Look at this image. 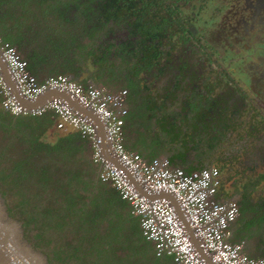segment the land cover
I'll list each match as a JSON object with an SVG mask.
<instances>
[{"label": "trees", "instance_id": "16d2710c", "mask_svg": "<svg viewBox=\"0 0 264 264\" xmlns=\"http://www.w3.org/2000/svg\"><path fill=\"white\" fill-rule=\"evenodd\" d=\"M78 1L0 0V37L25 51L32 73L43 67L48 75L73 73L80 75L81 81L89 78H82L86 67L95 65L90 78L97 81L105 71L117 82L123 78L112 67L110 53L99 48L103 41L97 43L113 30L112 24L107 27L112 19L114 26L129 29L130 45L119 43L115 53L122 52L125 63L133 62L128 67L132 76L127 74L120 86L132 92L140 82V72L158 60L164 40H172L173 32L178 39L200 33L197 26L204 21L200 8L179 4V0H86L82 8L87 15H96V23L87 30L83 27V34L65 18L69 4ZM95 2L96 6L92 4ZM210 2H204L203 11ZM36 20L44 27L34 29ZM85 35L89 41L83 43ZM126 104L130 130L126 135L124 131L125 146L133 150L137 143L131 138L132 132L143 144L150 130L146 129V112L136 96L126 99ZM54 120L49 112L28 119L16 117L3 110L0 96V154L8 155L7 164L0 167V189L22 209L27 232L30 224L35 227V240L31 239L34 244L46 249L59 264H68L71 259L75 264H174L169 256L155 255L153 246L141 234L138 218L130 213L118 192L95 180L97 167L88 158L91 149L87 142L76 131L56 129ZM255 212L247 228L242 225V217L235 220L231 227L236 225L237 229L231 241L250 239L248 233L253 234L255 229L248 227L264 221V211ZM69 233L77 238L70 239Z\"/></svg>", "mask_w": 264, "mask_h": 264}, {"label": "flooded vegetation", "instance_id": "af4514ba", "mask_svg": "<svg viewBox=\"0 0 264 264\" xmlns=\"http://www.w3.org/2000/svg\"><path fill=\"white\" fill-rule=\"evenodd\" d=\"M207 1L178 2L204 12L209 7L203 11L201 6ZM84 2L70 3V9L65 12V18L83 34V27L87 30L96 23V15H87L82 8ZM92 4L96 6V2ZM75 11L82 16L81 21ZM212 13L221 16L217 30L208 37L200 38L194 33L180 39L173 32L174 38L164 40L160 47L158 60L140 72V82L133 93L127 89L126 99L136 96L146 112L144 122L150 131L143 139L147 141L145 149L149 150L142 155L145 159L155 157L156 151L151 149H156L160 157L186 169L214 164L225 166L230 180L228 187L234 189L239 184L234 190L240 196L241 208L246 200H253L260 207L253 206L252 202V208L264 211V0H217ZM110 24L114 31L108 37L103 34L97 43L103 41L99 48L110 53L112 67L123 78L117 82L124 85L126 75L132 76L128 67L133 62L125 63L122 52H115L121 42L127 47L130 45L129 29L114 26L112 19L107 27ZM87 41L86 35L83 36L82 42ZM220 61L233 67V73L226 72ZM235 71L240 79L233 76ZM44 74L48 72L44 70ZM69 75L74 80L80 77ZM152 95L155 98L148 103ZM129 112L130 109L125 135L130 130ZM18 116L28 119L32 115ZM254 227L248 237H260L256 245L250 244L247 249L264 256V237L259 234L261 225Z\"/></svg>", "mask_w": 264, "mask_h": 264}, {"label": "built area", "instance_id": "2783aa9c", "mask_svg": "<svg viewBox=\"0 0 264 264\" xmlns=\"http://www.w3.org/2000/svg\"><path fill=\"white\" fill-rule=\"evenodd\" d=\"M0 54L19 94L32 100L49 88L67 91L101 121L111 156L103 154L96 122L61 99L27 110L10 92L0 74L1 107L12 115L51 113L54 127L72 128L91 149L99 169L98 180L109 184L138 218L141 234L157 257L169 256L174 264H264V256L245 251L244 241H231V225L240 212L239 202L220 192L222 169L217 165L186 169L168 158L145 159L125 146L128 113L126 89L110 90L91 78L74 80L65 74L37 78L16 46L0 39ZM224 177V176H223ZM162 194V195H159Z\"/></svg>", "mask_w": 264, "mask_h": 264}, {"label": "water", "instance_id": "95a60500", "mask_svg": "<svg viewBox=\"0 0 264 264\" xmlns=\"http://www.w3.org/2000/svg\"><path fill=\"white\" fill-rule=\"evenodd\" d=\"M7 67L0 54V74L10 89V92L19 103L27 110L43 106L52 99H61L67 102L74 110L93 119L97 124V132L102 137L103 154L106 159L117 163L108 150V143L104 137L103 126L99 118L79 101L73 98L67 91L57 88H49L39 94L35 99L29 100L19 94L12 78L3 73L2 68ZM5 76V77H4ZM70 78L71 76L68 75ZM78 80V78H76ZM96 170V181L98 172ZM162 195V194H159ZM0 264H59L53 261L47 250L34 244L28 235L23 219L12 213L6 196L0 189Z\"/></svg>", "mask_w": 264, "mask_h": 264}, {"label": "rangeland", "instance_id": "374dc122", "mask_svg": "<svg viewBox=\"0 0 264 264\" xmlns=\"http://www.w3.org/2000/svg\"><path fill=\"white\" fill-rule=\"evenodd\" d=\"M61 1H65V2H69V0H61ZM168 1V0H167ZM216 2H217V0H211V2H210V4H211V6L208 8V10L207 11H204V12H202V18H204V21H200V23H199V26H197L198 27V29H200V31H201V33H202V35H201V33H197V36H199L200 38L203 36H206V37H208V36H211L213 33H214V31L215 30H217L216 28H217V26L219 25V23H220V19H221V16H220V14H215V16H214V13H212V11L214 10V8H215V6H216ZM159 3V2H158ZM75 15L79 18V20L81 21V19H82V16L81 15H79L78 14V12L77 11H75ZM52 18V17H51ZM53 20V19H52ZM23 21V20H22ZM44 21V20H43ZM31 24H32V22H31ZM34 24V29L37 27V28H42V27H44V24H43V22L42 21H38V20H36L35 21V23H33ZM22 56H24L23 55V53H22ZM223 67H224V69H225V71L226 72H229V73H233V67H231L228 63H226V62H222V61H220L219 62ZM236 65L237 64H233V66L234 67H236ZM95 65L94 66H92V67H89V68H87L86 67V69H87V73L85 74V75H83L82 76V78H86V77H89L90 78V73H95ZM235 70V69H234ZM233 76L234 77H236V78H241V76L239 75V74H237L236 73V71H235V73L233 74ZM81 78V79H82ZM107 78V79H106ZM92 79V78H91ZM94 82H95V84L96 85H98V86H100V87H104V88H107V89H110V90H118V89H126L125 87H120V86H122L123 84H120L119 85V83L118 82H115V81H113V80H111L110 78H109V76L107 75V72H105L104 71V74H103V77L102 78H98V80L96 81V80H94V79H92ZM108 80V81H107ZM104 82H108V84H105L106 86H104V85H102V83H104ZM127 90V89H126ZM155 98V95H152L151 97H150V99H149V101H148V103H151V101L153 100ZM142 104H146L145 102H144V100H142V102H141ZM131 138L134 140V141H136V143H137V146L133 149V151H136V152H138V153H140L141 155H146L147 153H148V151L145 149V148H147L148 146L146 145V143H140V142H138V138H137V136L134 134V131L132 132V134H131ZM87 144V143H86ZM89 144H87V147L88 148H90L89 146H88ZM1 147V146H0ZM137 147H139L138 149H137ZM10 148V147H9ZM9 151H12L11 149H9ZM151 151H156V152H154V155L153 156H160V154L158 153V150H156V149H151ZM7 152V151H6ZM89 152H90V155L88 154V158L91 160V150H89ZM10 154H11V152H9ZM7 157H8V155H7V153L6 154H4V153H2V154H0V164H1V166L0 167H3V166H5V164H7V163H5V161L7 160ZM146 158H148V157H146ZM91 162H92V160H91ZM214 165H217V164H214ZM217 166H220V165H217ZM203 167V166H202ZM222 169H224V167H222V166H220ZM191 169H193L192 167H191ZM225 173L227 174V175H225ZM222 178H223V180H222V185H221V187H220V192L221 193H224V194H227L229 197H231V198H234V199H236L238 202H239V205H240V207H241V200H240V196H239V194H237V192L234 190V189H237V188H239V184H238V182H237V186H234V189H230L228 186H229V184H230V180H229V178H228V169H226V170H224V177H223V175H222ZM6 198H7V200H8V202H9V207H10V209H11V211H12V213H14L16 216H18V217H20L21 219L22 218H24V213L22 212V209L20 208V207H18L17 206V202L11 197V196H9V195H7L6 196ZM253 202V204L255 203V201H253V200H246L245 201V204H244V208H245V210L243 211V212H241L240 213V217H242V225L243 226H245V228H247V226L249 225L248 224V221H250L251 220V217L252 218H254V216L255 215H257V213L255 212L256 210H253V208H252V206H251V203ZM254 206V205H253ZM257 211H259V210H257ZM260 225H261V227H260V232H259V234L261 235V237L263 238L264 237V221H262L261 223H260ZM28 235L30 236V238L32 239V240H35L34 239V236L36 235V229H35V227L32 225V224H30L29 225V227H28ZM237 229V226L235 225V226H232L231 227V237H232V232H234L235 230ZM248 229H251V230H254L255 229V227L254 226H252V225H250L249 227H248ZM245 231H247V229H245ZM53 235L52 236H55L56 237V235L54 234V233H52ZM72 234L74 235V233H69V238L70 239H72L73 238V236H72ZM259 237L260 236H258V237H252V238H250L249 240L247 239V241H246V247H245V251L246 252H248V253H250L248 250H247V247L248 246H250V244H255L256 245V242H257V239H259ZM77 237L75 236L73 239L75 240ZM53 244V243H52ZM151 244V243H150ZM149 244V245H150ZM152 245V244H151ZM249 249V248H248ZM252 254H254V256H256L257 254L256 253H252ZM257 256H259V255H257ZM68 264H75V259H71L70 261H69V263ZM141 264H150V263H147V262H141Z\"/></svg>", "mask_w": 264, "mask_h": 264}, {"label": "crops", "instance_id": "0c3cea01", "mask_svg": "<svg viewBox=\"0 0 264 264\" xmlns=\"http://www.w3.org/2000/svg\"><path fill=\"white\" fill-rule=\"evenodd\" d=\"M0 39H1V37H0ZM17 48V47H16ZM18 49V48H17ZM18 51H19V53L22 55V53H23V58H25L26 57V54H25V51H22V50H19L18 49ZM26 59V58H25ZM41 67H37V72H34L35 73V75L37 76V78H44L45 76H47V74H44V72H43V67L40 69ZM38 69H40V71H38ZM2 70H3V73H5V75L7 74V67L5 66V67H3L2 68ZM43 73H42V72ZM5 77V76H4ZM9 77L11 78V76L9 75ZM66 131H74L75 132V130H73L72 128H67V129H65ZM88 144V143H87ZM89 146V145H88ZM175 166H181V167H185L184 165H175Z\"/></svg>", "mask_w": 264, "mask_h": 264}]
</instances>
